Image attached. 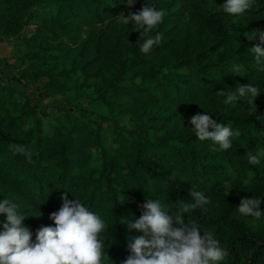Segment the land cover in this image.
<instances>
[{
    "label": "trees",
    "instance_id": "trees-1",
    "mask_svg": "<svg viewBox=\"0 0 264 264\" xmlns=\"http://www.w3.org/2000/svg\"><path fill=\"white\" fill-rule=\"evenodd\" d=\"M215 1L221 8L209 6ZM225 3L136 0L129 8L127 0H0V43L20 49L15 64H0V201L17 205L33 241L37 229L55 226L50 214L66 193L105 222L101 264H122L130 238L142 235L129 223L146 199L174 214L179 201L194 202L196 190L208 202L185 222L219 240L228 255L218 264H264V155L256 165L247 156L264 152V57L257 62L250 49L260 41L245 36L264 31V0H250L236 15L223 11ZM151 4L166 15L144 36L118 22L121 12ZM157 34L160 43L143 53L140 45ZM238 83L259 89L257 109L243 98L224 103ZM57 96L64 101L46 104ZM197 113L241 135L227 150L201 141L190 123ZM104 124L113 128L108 147ZM10 143L25 145L31 163ZM252 197L261 201L259 218L237 210ZM5 223L0 214V233Z\"/></svg>",
    "mask_w": 264,
    "mask_h": 264
},
{
    "label": "clouds",
    "instance_id": "clouds-1",
    "mask_svg": "<svg viewBox=\"0 0 264 264\" xmlns=\"http://www.w3.org/2000/svg\"><path fill=\"white\" fill-rule=\"evenodd\" d=\"M135 2L127 0L128 7H134ZM250 6V0H226L222 8L224 12L236 15L244 13ZM165 15L164 10H158L151 4L145 5L139 12L127 15L121 12L116 17L120 23H131L141 37L160 24ZM252 32V35L245 34L248 40L258 38L260 44H264V31L256 29ZM161 39L162 34L148 37L140 45V50L149 53ZM260 44L250 49L257 62L264 57V48ZM238 70L239 66L234 65L233 71ZM217 94L224 95L225 91H218ZM259 95V89L251 83H238L224 103L230 104L243 98L257 109L255 100ZM190 123L199 140H211L223 150L233 146L232 137L241 135L238 129L233 131L231 125L218 123L209 114L197 113L191 117ZM9 147L31 163L32 152L25 145L10 143ZM260 155L264 152H248L249 163L259 164ZM172 178L175 179V176ZM190 196L194 202L179 201L181 208L174 214L159 200L147 198L140 206L143 210L141 216L134 223H129L130 229H136L142 235L130 238L128 248L131 254L122 264H218L224 260L228 253L212 233L201 235L200 226L195 221L187 219L185 222L186 213L208 202L202 192L192 190ZM61 199V208L50 214L55 226L37 229L35 241L32 230L24 224L25 216L18 213L17 205L8 199L0 201V214H6L7 219L4 231L0 233V264H101L104 245L99 237L106 227L104 220L76 197L70 200L65 193ZM121 199L123 203L125 197L122 195ZM260 205L261 201L255 197L243 198L237 210L242 215L259 218L262 215Z\"/></svg>",
    "mask_w": 264,
    "mask_h": 264
},
{
    "label": "rangeland",
    "instance_id": "rangeland-1",
    "mask_svg": "<svg viewBox=\"0 0 264 264\" xmlns=\"http://www.w3.org/2000/svg\"><path fill=\"white\" fill-rule=\"evenodd\" d=\"M209 6L211 7H215L217 9L221 8V5L218 4L217 1L211 3ZM37 23V20H33L30 22V24L26 27V32L29 33L33 30L34 25ZM10 48V49H9ZM20 54V49L16 48V47H12L10 46V44L8 42L5 43H0V64H3V60L4 59H8L10 64H15L18 57ZM8 71H11L10 69H8ZM0 82L1 83H6V81L3 79V77L0 76ZM16 88V90L18 91L19 96L24 98V90L21 87V85H15L14 86ZM66 98H73V95H68L66 96ZM64 99L61 96H57L51 99H48L46 101V104L49 106H53L55 104L61 103L63 102ZM98 111L102 114L105 115L106 112L103 109H98ZM47 131L50 133L51 129L50 127L47 128ZM112 137H113V128L110 124H104V131H103V144L105 147H108L112 141Z\"/></svg>",
    "mask_w": 264,
    "mask_h": 264
},
{
    "label": "crops",
    "instance_id": "crops-1",
    "mask_svg": "<svg viewBox=\"0 0 264 264\" xmlns=\"http://www.w3.org/2000/svg\"><path fill=\"white\" fill-rule=\"evenodd\" d=\"M10 49V48H9Z\"/></svg>",
    "mask_w": 264,
    "mask_h": 264
}]
</instances>
